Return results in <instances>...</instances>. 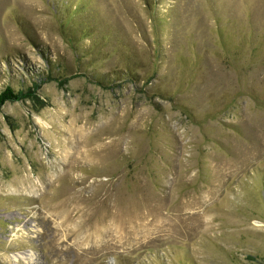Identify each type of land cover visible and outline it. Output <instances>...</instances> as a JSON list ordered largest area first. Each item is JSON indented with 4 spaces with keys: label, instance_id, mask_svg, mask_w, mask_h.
Segmentation results:
<instances>
[{
    "label": "rangeland",
    "instance_id": "1",
    "mask_svg": "<svg viewBox=\"0 0 264 264\" xmlns=\"http://www.w3.org/2000/svg\"><path fill=\"white\" fill-rule=\"evenodd\" d=\"M0 264H264V0H0Z\"/></svg>",
    "mask_w": 264,
    "mask_h": 264
},
{
    "label": "trees",
    "instance_id": "2",
    "mask_svg": "<svg viewBox=\"0 0 264 264\" xmlns=\"http://www.w3.org/2000/svg\"><path fill=\"white\" fill-rule=\"evenodd\" d=\"M29 91L16 92L13 88L7 87L3 92L0 93V109L7 102L18 101L25 98V96H29L31 94Z\"/></svg>",
    "mask_w": 264,
    "mask_h": 264
}]
</instances>
